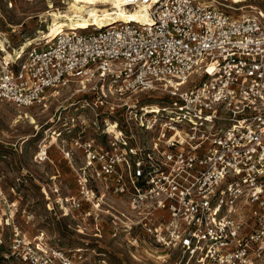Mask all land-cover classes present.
Segmentation results:
<instances>
[{"label":"built area","instance_id":"2783aa9c","mask_svg":"<svg viewBox=\"0 0 264 264\" xmlns=\"http://www.w3.org/2000/svg\"><path fill=\"white\" fill-rule=\"evenodd\" d=\"M12 1L0 0V39L14 54L0 45V99L46 106L71 85L92 95L58 105L38 152L49 159L55 147L75 172L66 215L97 233L108 221L114 237L181 250L191 264H264V10L255 0H119L146 6L148 19L67 27L25 49L1 30ZM23 1L43 2L46 14L70 2ZM14 230L9 246L0 233L3 263L109 264L86 246L27 245Z\"/></svg>","mask_w":264,"mask_h":264},{"label":"rangeland","instance_id":"374dc122","mask_svg":"<svg viewBox=\"0 0 264 264\" xmlns=\"http://www.w3.org/2000/svg\"><path fill=\"white\" fill-rule=\"evenodd\" d=\"M12 2V6L2 5L9 25L2 22L1 30L17 48L40 28L45 30L47 23L41 22L43 2ZM254 5L264 10V0H255ZM253 10L244 8V12ZM77 87L61 89L40 107H18L0 99V233L10 241L17 229L27 245L41 242L66 250L86 246L92 258H104L109 264H191L181 250H169L149 240L134 246L125 233L114 237L108 221L97 233L92 225L84 228L81 215H66L65 197L76 193L75 172L55 147L49 150V159L40 160L38 152L45 138L51 139L49 126L58 105L63 101L81 104L92 98L89 93H74ZM84 111L94 117L91 110ZM27 113L35 116L38 127L30 123ZM12 263H3L0 257V264Z\"/></svg>","mask_w":264,"mask_h":264},{"label":"bare ground","instance_id":"6f19581e","mask_svg":"<svg viewBox=\"0 0 264 264\" xmlns=\"http://www.w3.org/2000/svg\"><path fill=\"white\" fill-rule=\"evenodd\" d=\"M244 1L246 0H231L230 2L238 3ZM106 2H111L112 5L107 6ZM146 8V6L140 5L139 8L132 10L119 0H70L66 10H55L51 14L41 13V22L47 23L46 29L40 28L35 36L28 37L24 41L25 45L23 48L25 49L35 40L59 34L65 29V26H72L71 28H87L92 25L104 27L126 17L148 19ZM0 45L2 50L6 52L7 57L12 58L14 56L3 39H0ZM26 117H29L30 123L36 124V127H38L35 116L27 113ZM56 139L55 137L53 142Z\"/></svg>","mask_w":264,"mask_h":264},{"label":"flooded vegetation","instance_id":"af4514ba","mask_svg":"<svg viewBox=\"0 0 264 264\" xmlns=\"http://www.w3.org/2000/svg\"><path fill=\"white\" fill-rule=\"evenodd\" d=\"M11 238V239H10ZM9 239H10V241L7 239V245L9 246V245H11V242L13 241V237L11 236H9ZM9 248V247H8ZM87 250H88V247L86 248Z\"/></svg>","mask_w":264,"mask_h":264}]
</instances>
